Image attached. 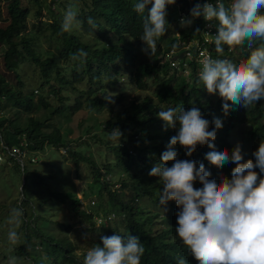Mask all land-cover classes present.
<instances>
[{
    "label": "trees",
    "instance_id": "obj_1",
    "mask_svg": "<svg viewBox=\"0 0 264 264\" xmlns=\"http://www.w3.org/2000/svg\"><path fill=\"white\" fill-rule=\"evenodd\" d=\"M35 1L38 3V0ZM179 1V11L190 14L188 18L191 19V24L179 30H171L169 27L167 34L157 41L156 51L152 56L142 51L144 44L140 40L143 35V21L151 5L146 8V13H137L134 10L137 0H51V3L61 8V11H51L52 21L49 24L52 34L57 35L58 44L55 51L39 50L38 34L34 29L26 30L25 22L30 14L27 2L10 0L6 4L8 19L0 26V43L5 42L7 45L3 53L4 66L14 73L16 83H11L0 74V144L2 142L10 147L20 146L21 149H25L26 155L22 165L14 159L5 160L8 164H17L24 183L21 185L23 198L15 205V209L22 213L20 217L22 238L15 248V244L12 245L5 236L3 242L8 249L3 246L2 257L7 256L13 247L20 255L10 253L17 263L19 258L33 260L34 264H42L38 255L34 253L39 245L45 248L44 264H83L87 251L78 255L75 253V245L70 240L46 234L42 230V225L35 223L40 206L47 205L49 199L40 192L38 197L31 194L28 196L26 191L27 177L31 174L26 170V164H34L33 162L38 160L35 153L44 151L45 146L50 144L58 150L64 149L65 157L67 156L77 167L81 163L84 164L90 173L91 183L98 185L97 199L89 198L86 191H83L89 198V209H86L75 195L61 191L50 193L55 201L65 203L68 199L71 200V218H78L88 225L87 229L92 234L89 249L95 244L102 247V237L120 234L126 239L127 235H131L138 237L145 247L141 264H177L178 257L185 258L187 264H198L180 238H170L175 233V228L167 225L161 227L160 231L155 228L156 218L167 221L169 214L164 209L156 214L146 212L148 204H143L142 198H148L147 200H152L151 202L159 201L160 191H163L162 181H159L158 177H149L148 174L151 168L160 162L161 154L167 150L171 137L176 135L173 128H167L165 122L158 118L157 113L170 107H183L189 110L196 106L204 118L210 121L209 130L215 127L211 122L219 117L222 120V127L216 129V139L212 143L217 148L225 149L231 157L237 147L230 141L233 130L241 128L244 123L249 125V129L243 134L245 142L255 138L264 140V101L247 108L242 104L232 105L229 101L230 108L225 114L223 110L225 101L218 93L207 92L203 83L199 81V69L191 63L192 61L188 62L192 66L188 68L186 74L182 70L172 68L167 61H162L170 49H177L180 46L179 40H187L192 35L199 36L204 26L202 16L190 17V11L197 0H190L192 6H187L189 0ZM222 2L227 7L230 0ZM69 6L79 10L78 19L82 21V27H91L87 21L89 17L92 18L97 24L95 28L97 33L105 39L101 41L100 37H86L79 31L80 29L62 31V13ZM197 29L199 32H196ZM164 39L166 41L161 47ZM261 43L264 41H256L252 48L244 46L230 49L224 46L223 53L218 54L213 41L210 52L214 59L227 58L240 63ZM79 50L87 52V57L73 60V55L78 54ZM59 60H63L64 63L59 64ZM25 65L36 67L32 74L28 75L35 77L34 85L26 82L27 75L23 72ZM125 68L132 69L131 75L128 76L129 82L145 93L142 97L132 98L128 105H118L114 110L113 103L104 97L112 96L108 93L107 86L116 85L118 79L126 76L122 71ZM83 83L87 87L81 89L78 85ZM150 86H154V94L146 93ZM35 91L40 92L37 99L34 98ZM73 94L76 96L72 102ZM48 96L53 98L55 104L48 101ZM115 98L120 102L122 97L117 94L112 97L114 101ZM92 112L113 114L99 121ZM85 113L94 122L86 127V131L91 128L101 131L99 137L94 136L98 141L103 142L104 138H108V132L113 128H119L123 133L120 144L115 142L107 146L114 154L113 160L103 162L94 160L86 153L91 146L90 143L85 142L82 143V147L74 148L65 136L70 130L66 127L63 131L61 121L70 122L74 115L82 118L81 115ZM62 116L65 117L62 119ZM237 117H243L239 124L234 121ZM78 126H81L80 122ZM240 145L243 158L241 162L249 159L255 161L253 154H246L242 144ZM174 150L180 160L198 159V164L203 163L218 182L219 179L213 176V173L230 179L232 169L236 166L231 161L225 163L223 167L211 164L205 158L211 151L207 145H198L191 157L186 155V150L179 144L174 146ZM102 153L101 149L98 150V154ZM33 158L36 160L33 161ZM172 163L169 162L168 166L170 167ZM114 169H117L116 172L119 174L118 180L115 181L106 178ZM255 171L259 173L258 168ZM37 175L36 172L31 175L33 182L43 186L45 175ZM55 176L57 177V174ZM124 189L131 192L128 198L123 195ZM166 207L170 208V211L171 208H178L174 201H169ZM121 212L123 216L119 219ZM145 212L148 214L145 215ZM110 213L114 216L109 218L107 214ZM97 217H105L98 230L94 227ZM32 235L38 236L39 242H32Z\"/></svg>",
    "mask_w": 264,
    "mask_h": 264
},
{
    "label": "clouds",
    "instance_id": "obj_2",
    "mask_svg": "<svg viewBox=\"0 0 264 264\" xmlns=\"http://www.w3.org/2000/svg\"><path fill=\"white\" fill-rule=\"evenodd\" d=\"M176 0H137L134 10L146 13L143 21V35L140 40L144 51L150 56L155 54L157 41L166 35L170 27L167 7ZM264 0H231L226 7L222 0L215 3H197L191 9V16H203L206 21H216L217 34L214 37L215 50L222 54L224 46L252 48L256 41H264ZM79 10L69 6L66 10L62 31L78 29L82 21L78 19ZM88 24L97 28L96 22L88 18ZM191 24V21H182ZM199 32V29L196 30ZM87 52L79 50L72 59H83ZM199 81L209 94H219L225 101L223 110L227 114L230 105L248 107L264 101V43L251 51L246 60L236 63L231 59L206 57L202 61ZM112 96L104 97L114 103ZM167 128H176V135L155 164L149 175L162 181L159 203L166 205L174 200L180 208L177 213L178 237L187 247L198 264H264V140L253 152L252 159L242 161L240 146L233 150L231 157L225 149L217 148L212 141L216 139V129L222 127L217 117L211 123L205 119L201 110L193 106L189 110L183 107H170L157 113ZM123 133L119 128L108 132V138L120 144ZM179 144L191 157L198 145H207L209 151L205 158L217 167L229 161L236 164L231 178L222 177L217 182L206 171L203 163L197 167L194 160H180L174 146ZM173 162L169 167L168 163ZM259 169V173L255 169ZM199 181L203 187L195 188ZM22 213L18 209L12 212L11 222L18 226ZM96 224H100L96 222ZM12 244L20 241L15 229L8 233ZM102 247L92 246L85 254L83 264H141L145 247L138 237L120 234L102 237ZM177 264H187L183 257L177 258Z\"/></svg>",
    "mask_w": 264,
    "mask_h": 264
},
{
    "label": "rangeland",
    "instance_id": "obj_3",
    "mask_svg": "<svg viewBox=\"0 0 264 264\" xmlns=\"http://www.w3.org/2000/svg\"><path fill=\"white\" fill-rule=\"evenodd\" d=\"M10 0H0V26H3L8 19V14L6 11V4ZM41 3H40V2ZM29 6L30 14L28 18L26 19L25 25L26 30L34 29L36 33L38 34V49L41 51H55V46L58 44L57 41V35L52 34V30L50 29L49 24L52 21L51 18V11H61V8H59L55 3H51V0H38V3L35 0H22V3H26ZM180 4L179 0H176V3L174 5H169L167 7L168 12V22L170 25V29H181L186 27L189 24L182 23V21H191L189 18H185L184 20L180 21V16L182 11H179L178 5ZM39 5H41V8H39ZM187 6H192L191 1L189 0V3ZM38 12V13H37ZM63 12V11H62ZM66 11H64L65 14ZM37 13V14H36ZM78 29L81 31L86 37H100V40H104L105 38L103 36H100L96 29L89 27L84 28L80 26ZM77 29V30H78ZM177 35V33L175 34ZM166 39L163 40V44H161V47H163ZM145 47V46H144ZM143 47V48H144ZM7 49V45L5 42L0 43V74L4 76L8 81L15 84L16 83V77L14 76V73L11 71H8L4 66L3 61V53ZM232 49V47L230 48ZM63 60H59V64H63ZM125 66V63H123ZM123 66V67H124ZM36 69V67L32 65H25L23 66V72L25 75H27L26 82L34 85V79L35 77H29L28 75L32 74V71ZM123 73L126 75L124 77H121L117 80L116 85L114 86H107L108 93L112 95L120 94L121 103L118 102L119 99L115 98V101L113 103L114 110L118 105H128V102L132 98L142 97V95L145 93L144 91L138 90L136 88L135 84H132L129 82L128 76L131 75L132 69H122ZM201 71V69H200ZM198 71V73H200ZM81 86V89L83 87H87L85 83ZM155 88L154 86L148 87V90L146 93L154 94ZM40 92L35 91L34 98L37 99L38 94ZM74 96H71V101H74ZM78 96V95H77ZM48 101L50 103L55 104V101L52 97L48 96ZM73 99V100H72ZM122 100L124 102H122ZM120 107V106H119ZM113 113L107 114L105 113H96L92 112L93 116H96L99 121H102V119L108 117ZM65 116H62V119ZM82 118L79 116L77 117L74 115L70 122L61 121V128L64 131L67 128H69L70 132L65 134L68 140L71 141V145L74 148L82 147V143L88 142L91 144L88 151H86L87 155H90L92 159L98 160V161H110L113 160L114 154L112 151H109L107 149V146L110 144H114L115 141H112L108 138H104L103 142L98 141V138H95L94 136H98L101 134L99 130L96 128H91L88 131H86V127L88 125L93 124V120L89 118L88 114L81 115ZM243 118V117H242ZM240 117H237L234 119L235 123L242 119ZM90 119V120H87ZM79 122L81 126L79 127ZM248 124H243V126L239 129H234L232 136L230 138V141L233 142L236 145H239L244 152L251 153L255 152L259 144L261 142V138H255L253 140H250L249 142H245L243 138V134L245 131H247L249 128ZM174 129V134L177 132L176 128ZM103 151V153L100 155L98 154V150ZM196 152V151H195ZM38 157V160L33 162L34 164H26V170L28 172H31L30 176L27 178V184H26V191L28 192V196L31 194L33 197H38V192L45 196L47 199H49V202L47 205L40 206L39 212L37 214V218L35 220V223L38 225H42V230L46 234L53 235L56 238H63L70 240L75 245V253L80 255L83 253V251H88L90 247V240L92 239V234L87 229L89 226L86 225L84 222L78 220V218H71V200L68 199L65 203H61L58 201H55L50 193L61 191L65 194L75 195L78 199H80L86 208V206H89L88 200L89 198H95L97 199L98 196V185L92 184L90 179V173L88 171V168L84 164H80L79 167H77L74 162H72L67 156L65 157V151L64 149L56 148L53 145H46L44 148V151L35 153ZM197 162V167H199V160H195ZM205 169H207L205 167ZM117 169H114L111 174H109L106 178L112 179L113 181L118 180L119 174L116 172ZM208 171V170H206ZM33 172L38 173L39 176L45 175L43 177L45 184L39 185L33 182L31 175ZM56 172V173H55ZM57 174V177L55 176ZM37 175V176H38ZM51 176V177H49ZM55 176V177H54ZM149 177L150 176L148 174ZM213 176H216L219 181L221 180L222 176L219 174H214ZM218 182V180H217ZM24 179L22 177V173L20 172L18 166L16 163L8 164V161H0V264H34L33 260L30 259H17L19 262L13 260V257L10 255L14 254L15 256H20L19 252L15 249L16 245L18 246V243L15 244V248H11L7 253V256L2 257V254L4 252L3 246L5 245V242H3V238L5 236L8 237V233L10 230L15 229L18 234L20 235V240L22 238L21 235V229L20 224L18 226L14 225L12 220V212L15 209L16 203H20L23 196L21 194V185H23ZM118 185V184H117ZM89 187V192L88 191ZM195 188H201L203 185L198 182V180L194 184ZM86 191V197L83 191ZM157 190V189H156ZM123 195L128 198L131 194L129 189H124ZM158 192V190H157ZM148 198H142L143 204L147 203L148 207L146 208V212L156 214L161 213V211H164L169 214L167 221H160L157 220L154 223L155 228L160 231L161 227L163 226H171L173 228H177V213L180 211L178 208H170L166 207V205H160L159 201L157 202H151L147 200ZM174 201V200H172ZM175 202V201H174ZM176 203V202H175ZM33 204L36 205L34 202ZM26 208L25 206H23ZM145 212V215L148 213ZM39 215H42L41 217ZM123 216V213L121 212L120 216L118 217L121 219ZM44 218V219H42ZM119 219L116 218L118 221ZM155 219V218H154ZM114 223V222H113ZM100 224H95V229L100 228ZM68 227V228H67ZM66 229V230H65ZM175 233L170 236L174 238H179L176 231ZM33 241L39 242V237L32 235L31 238ZM13 245V244H12ZM5 247V248H6ZM8 249V247L6 248ZM45 248L40 247L39 245L36 247L34 253L38 255L39 261L44 264L45 263ZM37 263V261H35Z\"/></svg>",
    "mask_w": 264,
    "mask_h": 264
},
{
    "label": "built area",
    "instance_id": "obj_4",
    "mask_svg": "<svg viewBox=\"0 0 264 264\" xmlns=\"http://www.w3.org/2000/svg\"><path fill=\"white\" fill-rule=\"evenodd\" d=\"M206 2V0H197L195 5L199 3L201 6ZM207 2L215 3V1L207 0ZM231 3V0L229 4ZM191 12V11H190ZM190 15V14H189ZM189 15L185 12L181 13L180 21L184 20L186 17L188 18ZM185 17V18H184ZM192 18V16H190ZM203 18V16H202ZM204 19V18H203ZM218 24L216 21H206L204 19V26L199 34V36L192 35L187 38V40H179V47L172 48L169 52L166 53L162 61H167L169 65L178 70H182L184 74L188 72V68L192 66V64H188V62L193 63L196 68H202V61L206 57L213 58L210 47L214 41V37L217 34ZM2 151L0 152V161H5L6 158L8 161L10 159H14L19 162L20 165L23 163V158L26 155L25 149H21L20 146L13 145L7 146L1 142ZM33 161L36 158L32 159ZM93 204V202H91ZM90 206H86V209H89ZM108 217H113L114 214L110 213L107 214ZM105 219L102 217H97V222L101 223Z\"/></svg>",
    "mask_w": 264,
    "mask_h": 264
}]
</instances>
